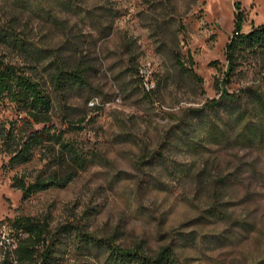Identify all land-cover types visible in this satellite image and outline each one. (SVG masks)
<instances>
[{
  "label": "rangeland",
  "instance_id": "obj_1",
  "mask_svg": "<svg viewBox=\"0 0 264 264\" xmlns=\"http://www.w3.org/2000/svg\"><path fill=\"white\" fill-rule=\"evenodd\" d=\"M238 20L264 25V0H0V27L26 41H0V56L51 91L56 60L86 76L54 97L91 156L68 187L23 201L0 155V221L173 246L177 264H264V56L219 86ZM55 251L53 264H108L72 233Z\"/></svg>",
  "mask_w": 264,
  "mask_h": 264
},
{
  "label": "trees",
  "instance_id": "obj_2",
  "mask_svg": "<svg viewBox=\"0 0 264 264\" xmlns=\"http://www.w3.org/2000/svg\"><path fill=\"white\" fill-rule=\"evenodd\" d=\"M14 35L0 27V41L25 47L26 41ZM225 56V79L219 86L227 84L237 68L264 56V25L244 33L238 20ZM188 59L191 62L188 72L201 81L193 68V56L189 54ZM53 64L51 91L37 76L36 68L23 67L0 56V155L7 158L1 170L14 173L11 187L22 193L23 201L41 192L68 187L91 161L90 154L75 138L83 129L66 119L58 121L54 97L85 86L86 76L57 60ZM218 64L219 61L212 63L213 66ZM5 221L27 234L17 252L19 264H53L58 236L62 233L74 234L88 248L104 249L108 264H177L173 246L150 255L140 248H123L113 239L97 238L75 224L59 228L55 236L48 239L45 223L31 218Z\"/></svg>",
  "mask_w": 264,
  "mask_h": 264
},
{
  "label": "built area",
  "instance_id": "obj_3",
  "mask_svg": "<svg viewBox=\"0 0 264 264\" xmlns=\"http://www.w3.org/2000/svg\"><path fill=\"white\" fill-rule=\"evenodd\" d=\"M95 103L90 102L93 106ZM27 234L17 230L9 221H0V264H19L17 252Z\"/></svg>",
  "mask_w": 264,
  "mask_h": 264
}]
</instances>
